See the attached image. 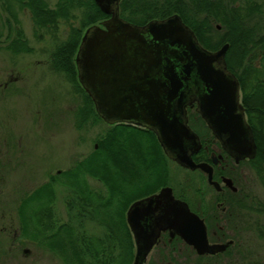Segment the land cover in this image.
I'll return each instance as SVG.
<instances>
[{"label":"trees","instance_id":"1","mask_svg":"<svg viewBox=\"0 0 264 264\" xmlns=\"http://www.w3.org/2000/svg\"><path fill=\"white\" fill-rule=\"evenodd\" d=\"M0 2V49L15 55L34 52L21 27L16 4L30 12L37 31L57 29L61 20L70 22L79 15V26L71 27L68 39L52 51L50 62L54 70L69 77L83 97L75 113L78 129L103 122L78 80L76 55L85 31L109 16L95 0H58L54 8L46 0ZM120 15L137 26L179 15L207 50L215 52L229 44L226 62L241 84L242 104L258 146L255 160L264 158V0H123ZM194 117L199 115L192 112L190 126L203 147L193 159L210 163L211 152L219 143L205 123L195 125ZM171 164L174 163L165 155L152 130L128 124L108 126L86 158L51 176L20 199V240L48 248L65 264H133L136 245L126 213L136 201L172 185ZM216 170V178L221 174L231 176L227 168ZM189 174L190 179L176 181L175 195L192 209L201 206L200 211L206 213V177L201 171ZM196 174L199 181L194 178ZM89 178L102 183L105 190L92 189ZM59 184L68 190L65 222L59 219L55 208ZM89 222L101 228L102 234L89 231ZM185 247L195 255L188 245ZM172 251L165 258L180 264L174 256L177 249ZM193 264L213 263L210 258L199 256Z\"/></svg>","mask_w":264,"mask_h":264},{"label":"water","instance_id":"2","mask_svg":"<svg viewBox=\"0 0 264 264\" xmlns=\"http://www.w3.org/2000/svg\"><path fill=\"white\" fill-rule=\"evenodd\" d=\"M121 1L95 0L110 18L89 28L81 41L76 58L81 85L105 123L152 130L171 161L187 171L201 170L220 190L213 166L193 159L202 142L189 126L187 107L197 105L236 163L254 158L257 147L241 105V84L226 63L230 45L208 51L179 15L145 26L129 23L120 17ZM223 180L237 191L231 179ZM127 223L136 245L134 264H145L164 232L200 256L224 252L230 245H211L203 219L169 186L133 203Z\"/></svg>","mask_w":264,"mask_h":264},{"label":"rangeland","instance_id":"3","mask_svg":"<svg viewBox=\"0 0 264 264\" xmlns=\"http://www.w3.org/2000/svg\"><path fill=\"white\" fill-rule=\"evenodd\" d=\"M46 1L51 8L58 2ZM15 9L34 52L15 55L0 49V264H65L48 248L20 240L17 208L27 193L92 153L98 138L111 125L103 121L78 129L75 113L83 97L66 74L51 66L52 51L68 39L72 26H79V15L70 22L61 20L57 29L37 31L30 12L17 4ZM170 170L173 186L169 187L175 193L176 181L190 179L192 171L186 172L175 163ZM194 178L199 181L200 177L196 174ZM88 182L92 189L105 190L96 179L89 178ZM58 186L55 208L59 219L65 222L68 190ZM87 227L102 234V229L93 223ZM176 249L174 256L183 264L182 245ZM166 253L159 246L145 264H173L165 258ZM194 260L195 255L189 257L187 264Z\"/></svg>","mask_w":264,"mask_h":264},{"label":"flooded vegetation","instance_id":"4","mask_svg":"<svg viewBox=\"0 0 264 264\" xmlns=\"http://www.w3.org/2000/svg\"><path fill=\"white\" fill-rule=\"evenodd\" d=\"M241 105H243L242 100ZM243 107L247 124L250 126L246 108L244 105ZM187 108L189 125L191 124L190 117L192 112L199 115V118L194 117L195 125L202 124L201 121L205 123L197 111V105H192ZM216 142L219 143L217 139ZM256 147L254 158L244 159L236 163L235 159L230 157L221 143H219V147L215 146L214 151L211 152V162H200L213 166V180L218 182L220 190L212 184L210 185L207 176L201 171L206 177L205 186L208 191L206 196V202L208 204L207 211L206 213L201 212V206L195 209L196 211L192 207L190 209L198 214L206 224L209 243L211 245H225L226 243L230 245L224 252L204 256H200L194 248L189 246L195 252V259L199 256L207 257L211 259L213 264H264V158L255 160L258 146L256 145ZM207 152L209 151L207 150ZM215 159L218 160L217 164L214 163ZM224 164H226V167ZM217 167L224 170L226 168L229 169L231 176L221 174L216 178ZM224 178L231 179L237 191L227 187L223 180ZM178 239L180 240L181 238L178 236L171 237L169 232H164L161 235L159 243L153 250L162 246L168 252L166 254L169 256L170 251H175L177 248L174 244L175 242L176 245H182L183 264H187L189 257L193 258L194 255L185 247L186 244L184 241L180 240L179 243ZM170 263L177 264L172 259H170Z\"/></svg>","mask_w":264,"mask_h":264}]
</instances>
